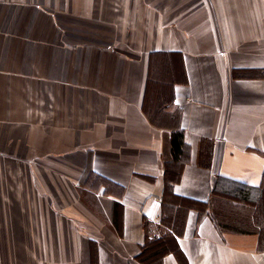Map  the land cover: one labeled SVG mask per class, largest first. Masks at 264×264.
<instances>
[{"label":"crops","instance_id":"1","mask_svg":"<svg viewBox=\"0 0 264 264\" xmlns=\"http://www.w3.org/2000/svg\"><path fill=\"white\" fill-rule=\"evenodd\" d=\"M119 3L0 0V264H264V0ZM171 174L206 211L142 261Z\"/></svg>","mask_w":264,"mask_h":264},{"label":"trees","instance_id":"2","mask_svg":"<svg viewBox=\"0 0 264 264\" xmlns=\"http://www.w3.org/2000/svg\"><path fill=\"white\" fill-rule=\"evenodd\" d=\"M170 134V153L173 157L171 160L174 161L173 166L176 167L182 163V156H185L184 149L186 146L183 140V130L182 128H176ZM171 178L173 179L172 174L169 178L165 175V190L161 201L162 216L160 224L155 225L153 230H150L148 225L149 222L146 219L143 222L146 237L138 255V258L142 261H153L156 259V255L159 251L169 246V242L171 241H164L167 240L166 238H169V235H171L169 228L172 231H179L184 225V219L188 209L195 208L200 216L204 213V211H206L205 209L208 204V200H200L191 196L173 192L170 187L172 184L169 181ZM261 185L264 186V176ZM150 231L151 235L149 233Z\"/></svg>","mask_w":264,"mask_h":264},{"label":"rangeland","instance_id":"3","mask_svg":"<svg viewBox=\"0 0 264 264\" xmlns=\"http://www.w3.org/2000/svg\"><path fill=\"white\" fill-rule=\"evenodd\" d=\"M201 2L202 0H120L119 4H121V10L129 8L132 12L130 16L135 15V23L139 29L144 22L148 26L158 16L160 10L164 11V15L171 20L176 17V14H182Z\"/></svg>","mask_w":264,"mask_h":264}]
</instances>
